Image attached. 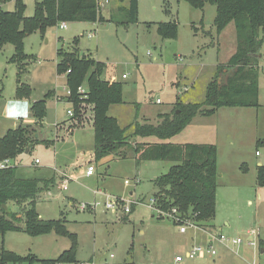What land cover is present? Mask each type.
<instances>
[{"label":"rangeland","instance_id":"obj_1","mask_svg":"<svg viewBox=\"0 0 264 264\" xmlns=\"http://www.w3.org/2000/svg\"><path fill=\"white\" fill-rule=\"evenodd\" d=\"M34 2L23 0L25 16L32 15ZM107 2L99 9L102 22L65 23V29L58 24L43 35L35 32L24 37L25 57L20 62L10 61L14 53L11 44L1 46L0 107L7 104L9 109L12 104L8 103L19 99L15 92L21 85L30 89L29 96H22L28 106L50 92H62L65 78L56 73L58 50L77 52L102 63L100 78L120 83L123 103L112 105L108 115L116 116L121 128L135 121L156 124L157 115L171 112L177 102L201 103L207 84L216 76L215 66L226 64L236 50L234 25L228 24L216 36L215 8L211 5L198 10L183 1L138 0L133 22L128 12L130 0ZM3 3L0 0V5ZM2 9L11 11L13 5H3ZM169 21L178 24L176 39H162L157 33V23ZM91 32L94 37L88 38ZM258 60V106L222 107L212 116H197L193 133L185 129L169 140L174 144L203 141L217 150L216 216L211 225L201 226L195 240L179 234L176 225L167 217L157 216L152 207L156 192L153 181L166 174L174 162L139 159L135 143L144 139L132 137L95 165L91 124L73 129L70 136L66 126L65 131L55 129V119H68L65 113L72 107L47 98L43 126L36 127L38 140L11 161V166L21 179L55 178L57 173L52 168L69 175L66 191H60L56 183L35 204L41 219L59 220L76 236L75 262L68 264H170L177 253L183 254L193 244H212L216 255L187 264H264L259 248V241L264 243V187L256 184L257 167L264 165V36ZM89 115L85 109L80 121ZM69 120L67 125L77 122ZM1 122L0 116V132L4 129ZM92 159L90 166L96 172L87 180L83 172ZM95 191L100 194L95 195ZM104 195L123 200L122 204L133 200L138 204H132L130 213L121 218L105 212L102 206L94 212L78 210L79 204H90L94 198L104 203ZM8 208L20 212L12 203ZM250 230L257 237L249 236ZM219 233L228 239L240 238L242 243L223 246L214 240ZM6 243L17 255L53 260L70 247L71 241L54 233L31 237L8 232L2 246Z\"/></svg>","mask_w":264,"mask_h":264},{"label":"trees","instance_id":"obj_2","mask_svg":"<svg viewBox=\"0 0 264 264\" xmlns=\"http://www.w3.org/2000/svg\"><path fill=\"white\" fill-rule=\"evenodd\" d=\"M10 1V0H7ZM97 0H36L33 13L25 16L23 0H14L12 11L0 7V47L11 44L14 53L11 62L24 59L23 39L60 23H95L103 17L96 7ZM183 1L192 8L202 10L214 6L213 26L218 36L230 23L236 33V50L228 62L216 66V76L207 84L201 103H180L170 113L158 114L156 124L138 123L121 128L115 118L108 115L112 105L122 104V87L115 81L102 80L103 64L77 52L57 51V75H64L66 89L70 92L66 101L71 104L77 124L80 125L79 104L84 103L90 112L88 121L94 132V160L96 162L116 153L132 137L155 139L153 143L135 144L139 159L148 161H171L166 174L154 181L152 196L154 207L165 212L175 208L182 216L200 226L210 224L216 216L217 150L212 144H174L167 142L180 134L191 121L209 117L222 107L258 106V54L264 36V0H175ZM138 0H130L129 18L136 21ZM157 33L162 39H176V21L157 23ZM69 70V73H66ZM16 88L15 97L29 96L28 87ZM86 88V99L79 101L77 88ZM32 102L28 115L33 124L19 122L0 137V161H15L38 140L36 127H42L46 116V100ZM1 99V95H0ZM86 120V121H87ZM37 134V138H35ZM56 184L50 179H21L16 177L15 167L0 170V264H68L75 262L76 236L59 220H43L35 204L38 196ZM256 184L264 187V165L257 167ZM18 206L19 213L9 211L8 205ZM8 232H21L31 237L54 233L70 239V247L56 259L42 260L32 254L20 256L2 246ZM261 242V241H259ZM261 245V244H260ZM259 245V246H260ZM262 246V245H261ZM261 248V247H260Z\"/></svg>","mask_w":264,"mask_h":264},{"label":"built area","instance_id":"obj_3","mask_svg":"<svg viewBox=\"0 0 264 264\" xmlns=\"http://www.w3.org/2000/svg\"><path fill=\"white\" fill-rule=\"evenodd\" d=\"M106 3H108L107 0H104V1L97 0L96 1L97 10L99 11V9L102 8L103 5ZM59 28L65 29L66 28L65 23H60ZM87 36H88V38H93L94 33L91 32ZM66 73H69V70ZM122 77H124V76H122ZM76 91H77V94L79 95V101L82 102L84 99H86V97H87L86 96V88L84 86H79ZM65 93H66V96L70 95V92L67 89L65 90ZM158 102H159V100H157V103ZM78 107L80 110V115L82 114V111L87 109L85 102L80 103ZM66 115L70 119L74 118L73 109L69 108L66 111ZM37 163H38V160H35V164H37ZM11 167H12L11 161L9 159H5V160L0 161V170L11 168ZM94 171H95L94 167L88 165L85 168L84 176H86V177L93 176ZM68 176L69 175L66 173L61 174L62 182L60 184V189L62 191L67 190V184L70 180L68 178ZM135 183H138V181L135 180ZM124 184L129 185V181L125 180ZM93 193L95 195H97V194H100V191H95ZM104 197H105L104 203L101 204L98 201H96L94 198V201L90 204H79L78 210L80 212H84V211L94 212L95 208L102 206L105 212L109 211L111 213L117 214V217L121 218V217L130 213V206L132 204H138V201L136 202V200H133L132 202H128L127 204H122V203H125L123 200L113 198L112 196H109V195H104ZM151 203H152V207H153V210L155 211L156 215L169 218L176 225V228H177L179 234H181V235L191 234L192 239L195 240L197 238L196 237V235L198 233L197 231L202 230V228L199 224L194 223V221L191 220L190 218L182 216L175 208L165 212L163 210H160V209H157L154 207V200L153 199L151 200ZM248 235L252 236V237H257V234L254 230H250L248 232ZM214 240H217L218 243H220L221 245L226 246V247L227 246L235 247V246H238L239 244L242 243V240L240 238L228 239V238H225L221 234L217 238H215ZM249 244L254 246L253 241H249ZM215 255H216V251L213 248L212 244H207V245L193 244L183 254L176 255L173 259V264H184L186 261L193 262L195 260L212 258ZM57 264H61V263H57ZM251 264H256V263L252 262Z\"/></svg>","mask_w":264,"mask_h":264},{"label":"crops","instance_id":"obj_4","mask_svg":"<svg viewBox=\"0 0 264 264\" xmlns=\"http://www.w3.org/2000/svg\"><path fill=\"white\" fill-rule=\"evenodd\" d=\"M4 1V3H3V5H7V6H9V5H13V9H14V0H10V1H7V0H3ZM36 1V0H35ZM3 5H0V7H2L3 8ZM7 11V10H6ZM12 11V10H11ZM234 54V53H233ZM232 54V55H233ZM229 60V59H228ZM228 62V61H227ZM218 65H220V64H217L216 66H218ZM221 65H223V64H221ZM216 66H215V68H216ZM123 76V75H122ZM65 78V77H64ZM123 78V77H122ZM107 81H112V80H107ZM61 90H62V92H56V90L55 91H53V92H50L49 93V96L54 100V101H56V102H63V103H66L68 106H69V104H68V102L66 101V93L64 92V90H66V86H65V79L63 80V86H62V88H61ZM23 100H24V98H21V99H18V100H16L14 103H8V104H12L11 105V107L8 109V106H7V104H2L1 105V107H0V116H1V120L4 122H1L3 125H4V129L0 132V137H3L5 134H6V132L9 130V129H14L15 127H16V125L21 121V122H23L24 124H33V119L32 118H29L28 117V110H29V106H28V104H24L23 103ZM35 102V101H34ZM70 107V106H69ZM110 109V108H109ZM67 111V110H66ZM167 113H170V112H166V113H161V114H167ZM65 115H66V113H65ZM111 117H113V118H115L116 119V121H117V117L116 116H111ZM196 119V117L191 121V123L189 124V125H187L184 129H183V131L185 130V129H188L187 130V133H193V127L195 126V124H194V122L196 121L195 120ZM66 121H68V122H66ZM69 118L68 119H66L65 120V118H63V120L62 119H55V129H57V128H59V129H61L62 131H65L64 130V128H65V126L66 127H69V125H67L68 123H69ZM11 124L10 125V127L7 125V124ZM42 124H43V122H42ZM89 125L90 124V122L89 121H86V120H83L82 121V123L80 124V125H78V126H76L75 128H71V129H69L68 128V130H66V132H67V136H70V135H73V129H76V128H84L85 127V125ZM6 126H8V127H6ZM60 130V131H61ZM55 131V130H54ZM182 133V132H181ZM36 135V134H35ZM37 136V135H36ZM35 138H37V137H35ZM171 140V139H170ZM143 142H145V143H153V142H150V141H148L147 139H144V141ZM167 142H171V141H167ZM142 143V142H141ZM190 143V142H189ZM193 144H206V143H203V141L201 142V143H194V142H192ZM135 144H138V143H135ZM183 144H185V143H183ZM213 145V144H212ZM91 162H93V159H92V161H88L85 165H91ZM96 161L94 160V164L96 165V163H95ZM34 163H35V160H34ZM99 163H101V162H99ZM35 165H39V162L37 163V164H35ZM95 168H96V166H95ZM95 171H94V175H95V172H96V169H94ZM52 171H54V172H56L57 174H55L54 176H55V180H56V183H57V185H56V187L57 188H59L60 189V184H61V182H62V177H61V174L62 173H64V172H62V171H58V170H56L55 168H52ZM82 174V173H81ZM81 174H79V175H81ZM83 174H84V172H83ZM94 175L93 176H89V177H84L85 179H87V180H89V179H91V178H93L94 177ZM81 177H82V175H81ZM60 191H62L61 189H60ZM49 191H45V192H42L39 196H38V198H37V201H40L42 198H43V196H44V194L45 193H48ZM71 200V199H70ZM69 199H68V201H70ZM73 204L74 203H72V201H70L69 202V206H73ZM226 225V224H225ZM219 235H220V233H219ZM188 236H189V238L190 239H192V236H191V234H188ZM5 243V242H4ZM7 244V243H6ZM261 245H262V247H261V249H260V254H263L264 253V243L261 241ZM4 248H6L7 250H9V251H12V252H16V251H14L13 249H10V247H9V245L7 244V246H5ZM259 248H260V246H259ZM16 254H17V252H16ZM176 255H179V253H177ZM175 255V256H176ZM22 256V255H21ZM174 256V257H175ZM174 257H173V259H174ZM173 259H172V261H171V263L170 264H173ZM184 264H187L186 262L184 263Z\"/></svg>","mask_w":264,"mask_h":264},{"label":"water","instance_id":"obj_5","mask_svg":"<svg viewBox=\"0 0 264 264\" xmlns=\"http://www.w3.org/2000/svg\"><path fill=\"white\" fill-rule=\"evenodd\" d=\"M35 137H37V136L35 135Z\"/></svg>","mask_w":264,"mask_h":264}]
</instances>
